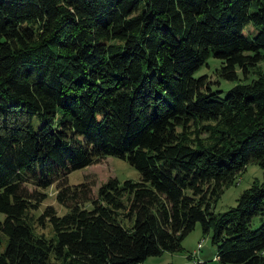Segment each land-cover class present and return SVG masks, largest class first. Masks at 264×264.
Returning a JSON list of instances; mask_svg holds the SVG:
<instances>
[{"label": "trees", "instance_id": "1", "mask_svg": "<svg viewBox=\"0 0 264 264\" xmlns=\"http://www.w3.org/2000/svg\"><path fill=\"white\" fill-rule=\"evenodd\" d=\"M263 58L264 0H0V264H143L196 222L216 264H264ZM107 155L139 179L68 182ZM54 182L67 210L35 219Z\"/></svg>", "mask_w": 264, "mask_h": 264}, {"label": "rangeland", "instance_id": "2", "mask_svg": "<svg viewBox=\"0 0 264 264\" xmlns=\"http://www.w3.org/2000/svg\"><path fill=\"white\" fill-rule=\"evenodd\" d=\"M247 27L248 30L253 28L251 23H248ZM219 63V59L210 56L207 59V62L201 65L195 74H207L212 80L213 87H220L223 90H226L227 88L231 87L235 81L220 77L215 73V68L219 65ZM258 65L262 70H264V58L259 61ZM239 75L242 76L240 72ZM251 77H253V74H251L247 79L249 80ZM110 176H116L120 181L126 178L136 180L139 179V172L126 159L113 155H107L97 162L71 170L68 173V182L74 184L86 179L89 182H92L90 188L93 194L96 195V190L100 183L105 181ZM262 177L263 172L261 166L255 161L248 162L245 169L238 175L234 183L225 188L221 197L216 202L214 210L224 211L230 206L235 205L239 194L244 189H246L253 180H261ZM41 190L46 192V197L41 203H39L38 208L31 211L34 212L33 215L35 216V219H37V217L43 212V207H45V205H53V208L58 214H63L67 210L64 205L60 204L56 200L55 195L57 187L55 182L49 185V187L43 188ZM3 217L4 214L0 212V220H2ZM44 222L45 223L43 225H40L39 223L34 224L35 232L36 234L44 233L46 236H50L53 232L51 224L47 220H44ZM258 222L259 216H255L253 218L252 224L255 226L258 224ZM200 240V248L202 249L199 248L198 252H196V250L192 252L193 249H196L197 242ZM182 242L184 248L182 251H164L159 255H150L143 261V264H169V262L173 261L178 262L179 264H194L193 260H198V264H216V248L214 245H212L209 234L204 236L202 235L199 222H196L194 228L186 235ZM1 247H3V244ZM187 254L190 256H187ZM199 255H201V259H199ZM202 261L204 262L202 263Z\"/></svg>", "mask_w": 264, "mask_h": 264}, {"label": "crops", "instance_id": "3", "mask_svg": "<svg viewBox=\"0 0 264 264\" xmlns=\"http://www.w3.org/2000/svg\"><path fill=\"white\" fill-rule=\"evenodd\" d=\"M201 247V246H200ZM200 249H202V248H200ZM196 249H193L192 250V252H194ZM196 252H198L197 250H196ZM189 254H187V256H188ZM197 255V254H196ZM186 256V257H187ZM201 255H199V259H201V257H200ZM188 258V257H187ZM204 261H202V263H203ZM169 264H179L178 262H175V261H173V262H169Z\"/></svg>", "mask_w": 264, "mask_h": 264}, {"label": "built area", "instance_id": "4", "mask_svg": "<svg viewBox=\"0 0 264 264\" xmlns=\"http://www.w3.org/2000/svg\"><path fill=\"white\" fill-rule=\"evenodd\" d=\"M201 244V240H200V242H198V246ZM193 262H194V264H198L199 263V261L198 260H193Z\"/></svg>", "mask_w": 264, "mask_h": 264}]
</instances>
